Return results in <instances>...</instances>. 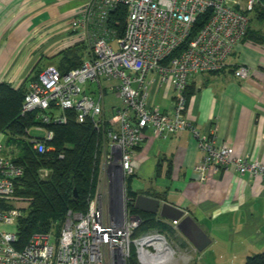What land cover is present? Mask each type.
<instances>
[{
  "label": "built area",
  "instance_id": "1",
  "mask_svg": "<svg viewBox=\"0 0 264 264\" xmlns=\"http://www.w3.org/2000/svg\"><path fill=\"white\" fill-rule=\"evenodd\" d=\"M256 2L247 0L242 8L234 0H85L75 8L71 30L88 44L86 57L65 71L54 65L41 69L28 84L21 113L36 111L41 123H62L65 111L73 109L76 121L89 118L97 131L102 130L100 167L108 179L106 201L92 195L84 213L67 211L57 235L35 232L17 247L16 223L22 209L12 202L23 166L3 153L0 139V264H125L132 242L136 251L154 244L158 232L131 238L140 219L127 211L122 189L123 178L134 173L135 150L148 133L162 138L191 129L203 153L193 166L201 181L210 167L264 175V163L238 154L228 144L217 145L215 127L201 135L185 111L190 77L225 66L246 33L248 10ZM120 4L126 15L119 35L109 19ZM248 73L244 65L235 70L240 77ZM165 83L172 87L170 106L160 109L152 95ZM110 95L118 103L112 102L108 115L104 108ZM35 128L44 134L31 138L34 147L49 149L53 131L42 124Z\"/></svg>",
  "mask_w": 264,
  "mask_h": 264
},
{
  "label": "crops",
  "instance_id": "2",
  "mask_svg": "<svg viewBox=\"0 0 264 264\" xmlns=\"http://www.w3.org/2000/svg\"><path fill=\"white\" fill-rule=\"evenodd\" d=\"M84 1L0 0V82L27 89L44 67L61 69L71 56L66 49L76 43L84 46L83 60L88 44L74 36L71 19ZM252 27L261 28L262 41L241 40L223 68L190 77L185 111L201 135L215 127L217 145L264 163V25ZM241 65L247 76L235 75ZM171 95L172 87L162 84L153 90V104L166 109ZM202 157L189 128L162 138L148 133L136 148L132 177L138 174L144 184L136 189L183 208L208 238L198 249L178 221L158 216L167 227L152 230L160 237L138 249L140 264H244L264 251V175L210 167L201 181L193 166Z\"/></svg>",
  "mask_w": 264,
  "mask_h": 264
},
{
  "label": "trees",
  "instance_id": "3",
  "mask_svg": "<svg viewBox=\"0 0 264 264\" xmlns=\"http://www.w3.org/2000/svg\"><path fill=\"white\" fill-rule=\"evenodd\" d=\"M125 15L126 7L123 4L118 5L110 15L109 26L119 35L123 31ZM256 18L264 25V8ZM245 39L262 41L261 28H253L249 23L242 40ZM81 43L66 49L71 56L61 62V71L80 65L82 58L79 51L84 48ZM190 90L186 87V97L190 95ZM25 91L24 85L15 88L0 82V139L6 136L8 144L17 143L19 153L10 157L23 166V174L15 181V197L27 203L16 223V246L19 248L33 233L48 232L53 224L63 221L68 210L82 213L87 210L89 198L93 195L97 162L104 147L102 130L97 131L89 118L83 122L76 121L73 109L65 111L67 118L62 123H41L36 111L22 114L21 103ZM41 124L53 131L51 140L47 142L50 148L44 151H38L31 140L33 137L41 138L42 135L29 132L30 129L43 131L35 128ZM42 169L46 170L45 174ZM131 179L132 174L126 181V209L130 214L133 212L140 216L131 238L136 239L149 231L166 228L167 224L158 215L134 207L138 193H149L132 188ZM74 189L76 195L73 194ZM59 225H55V235L59 233ZM125 264H140L134 242L130 245ZM244 264H264V251L248 255Z\"/></svg>",
  "mask_w": 264,
  "mask_h": 264
},
{
  "label": "rangeland",
  "instance_id": "4",
  "mask_svg": "<svg viewBox=\"0 0 264 264\" xmlns=\"http://www.w3.org/2000/svg\"><path fill=\"white\" fill-rule=\"evenodd\" d=\"M234 4L237 7L245 8L247 5V0H234ZM263 8H264V4L262 3V0H257V2L252 5L251 9L248 10L249 23L251 26H255V27L260 26L261 27V22L256 18V16L258 15L259 11L262 10ZM86 45L87 44H85V46ZM105 101H106V105H105L104 111L106 112V114L109 115L110 106H111V104H113L112 102L115 101L116 103H118V99L116 97H114V95H112V96L110 95V96L105 98ZM29 132L32 134L36 133L38 135L44 134V131H35L34 129H30ZM1 141L3 142V145H4L3 153H6L9 156H16L19 153V147H18L16 142H11L10 144H8L6 136L2 137ZM100 160H101V157L98 159V162H97V175H96V179H95L93 196L99 195V196H101L102 201L105 202L106 196H107V191H108V179H107V174H106L105 168H103L102 166L100 167V164H101ZM122 181H123V183H122L123 193L126 196L127 177L123 178ZM143 185L144 184H143L140 176L138 174L133 175V177L131 179L132 188L136 189V188H139ZM12 203H13L12 205H15L16 207H19L21 209L26 208V205H27L25 200L20 198V197H18V199L16 198ZM131 214L140 218V216L137 213L132 212ZM56 224H60L58 226V230H60V228L63 224V221H61L60 223L58 222V223L53 224V226L50 228V230L48 232L54 233L56 230L55 229Z\"/></svg>",
  "mask_w": 264,
  "mask_h": 264
},
{
  "label": "water",
  "instance_id": "5",
  "mask_svg": "<svg viewBox=\"0 0 264 264\" xmlns=\"http://www.w3.org/2000/svg\"><path fill=\"white\" fill-rule=\"evenodd\" d=\"M120 190L119 185H117L116 191L118 197L120 196ZM73 194L76 195L75 189ZM134 207L147 213L178 221L177 228L198 249H202L208 243L206 235L195 226V222L185 213L184 209L171 202L161 201L159 198L149 194L138 193L134 199Z\"/></svg>",
  "mask_w": 264,
  "mask_h": 264
},
{
  "label": "bare ground",
  "instance_id": "6",
  "mask_svg": "<svg viewBox=\"0 0 264 264\" xmlns=\"http://www.w3.org/2000/svg\"><path fill=\"white\" fill-rule=\"evenodd\" d=\"M162 242H163V240H162ZM164 243V242H163Z\"/></svg>",
  "mask_w": 264,
  "mask_h": 264
}]
</instances>
